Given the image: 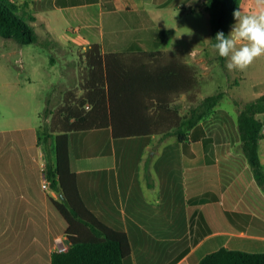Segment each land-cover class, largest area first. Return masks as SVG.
<instances>
[{
    "label": "crops",
    "instance_id": "0c3cea01",
    "mask_svg": "<svg viewBox=\"0 0 264 264\" xmlns=\"http://www.w3.org/2000/svg\"><path fill=\"white\" fill-rule=\"evenodd\" d=\"M22 1L34 25L50 24L71 43H101L105 52L177 51L163 48L168 30L150 16L159 0ZM197 2L205 7L204 0ZM256 91L260 96L264 85ZM236 129L237 145L211 146L203 121L192 130L189 151L176 138L167 143L173 135L155 145L147 142L156 135L115 140L111 128L73 133V202L52 184L43 188L45 146L0 137L12 143L10 156L0 160V264H50L59 239L69 247L65 216L75 217V205L126 232L132 253L124 264H196L222 247L264 252V191L243 152L237 123ZM260 155L264 164V138ZM98 157L103 162L87 164ZM19 218H27L26 229ZM5 227L10 237L25 231L29 237L11 239Z\"/></svg>",
    "mask_w": 264,
    "mask_h": 264
},
{
    "label": "trees",
    "instance_id": "16d2710c",
    "mask_svg": "<svg viewBox=\"0 0 264 264\" xmlns=\"http://www.w3.org/2000/svg\"><path fill=\"white\" fill-rule=\"evenodd\" d=\"M240 3L241 0H204L211 15L214 44L218 31L225 35L230 32L235 20L233 12ZM24 7L18 0H0V35L22 43H36L39 36L34 26L26 21ZM29 19L33 21L35 17L29 14ZM83 57L85 67L80 96L73 92L66 94L61 105L46 110L47 119H50L37 128L0 132L1 138L15 140L16 145L29 143L35 149L47 148L52 186L62 190L69 202H73L72 194L77 193L78 176L71 169L70 138L73 133L111 128L115 140L159 134L164 140L173 135L189 151L192 130L214 116L225 95L223 91L207 95L182 115L175 99L195 89L198 78L193 65L179 56H168L159 50L105 52L101 43H92ZM261 114H264V93L241 107L237 124L243 152L264 191V164L260 155L264 120ZM74 212L75 217L65 216L69 223L66 231L69 247L54 251L50 264H124L125 258L132 253L126 232L111 227L92 213H85L76 205ZM196 264H264V252L222 247Z\"/></svg>",
    "mask_w": 264,
    "mask_h": 264
},
{
    "label": "rangeland",
    "instance_id": "374dc122",
    "mask_svg": "<svg viewBox=\"0 0 264 264\" xmlns=\"http://www.w3.org/2000/svg\"><path fill=\"white\" fill-rule=\"evenodd\" d=\"M18 1L23 3L22 0ZM158 3V6L150 10V16L157 27L168 30L162 42L163 48H177L172 55L186 62L188 59L198 78L196 88L178 95L175 105L179 106L182 115H186L205 96L225 92L214 116L205 121L207 132L204 140L211 146L237 145V117L244 105L241 103L258 97L256 88L264 85V55L256 58L244 70L229 71L225 67L226 60L222 61L213 47L211 15L202 4L197 0H171L167 3L159 0ZM23 4L26 21L36 29L39 41L22 43L13 37L0 35V130L39 127L44 120L50 119H47L46 110L56 109L63 103L66 94L73 92L80 96L83 93V54L88 46L68 42L64 34H55L50 24L34 25L29 19V14L33 15L29 13V4ZM240 6L245 13L257 11L255 0H241ZM183 52L188 57L185 58ZM161 136L156 135L147 143H165ZM173 138L176 136H172L167 143L173 144ZM11 149L12 143L0 141V160L8 158ZM86 162L99 164L103 159L88 158ZM26 221L27 218H19L17 224H22L24 230L27 228ZM5 228L10 237L11 228ZM19 236L10 238L28 239L29 233L21 232ZM63 245L65 241L59 240L58 248L61 249Z\"/></svg>",
    "mask_w": 264,
    "mask_h": 264
},
{
    "label": "clouds",
    "instance_id": "9594fccd",
    "mask_svg": "<svg viewBox=\"0 0 264 264\" xmlns=\"http://www.w3.org/2000/svg\"><path fill=\"white\" fill-rule=\"evenodd\" d=\"M257 11L245 13L240 6L234 10L235 23L225 35L218 31L213 47L226 58L225 67L244 70L264 55V0H255Z\"/></svg>",
    "mask_w": 264,
    "mask_h": 264
},
{
    "label": "built area",
    "instance_id": "2783aa9c",
    "mask_svg": "<svg viewBox=\"0 0 264 264\" xmlns=\"http://www.w3.org/2000/svg\"><path fill=\"white\" fill-rule=\"evenodd\" d=\"M88 107H89V105H88ZM263 131H264V127H263ZM51 184H52V181L49 178L47 163L43 162V164H42V186L44 189H49ZM59 240H61V239H59ZM67 249H68V247L66 245H63L60 250H67Z\"/></svg>",
    "mask_w": 264,
    "mask_h": 264
}]
</instances>
